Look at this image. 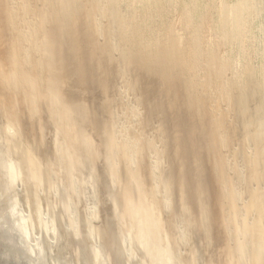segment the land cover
Wrapping results in <instances>:
<instances>
[{"label": "rangeland", "instance_id": "1", "mask_svg": "<svg viewBox=\"0 0 264 264\" xmlns=\"http://www.w3.org/2000/svg\"><path fill=\"white\" fill-rule=\"evenodd\" d=\"M61 1L66 2V0ZM67 1L72 3L74 9H80L81 0ZM94 1L101 18L108 21L112 26L110 37L98 31V39L101 42L107 39L113 43L116 40L120 41L118 44L115 42L119 50L137 48L141 58L149 63L151 69L154 68L155 70L156 79L154 81H156L158 91L155 90V100L151 101V105L156 108L161 104V113H154V117L149 115V103L142 92L138 93L142 89L136 86L134 81H131L124 92V103L122 96L120 98L122 104L120 109L125 107L124 111H119L121 112L119 116L122 118H116L117 132L122 131L125 138H128L127 145L130 147L129 150H132V148L137 150V153H131L133 163L140 156L135 164V166L137 165L135 167L137 174H142L145 167H151L155 171L154 173L158 174L171 169L170 155L172 152L169 150V146L166 148L168 151L165 152L166 155L161 152V149L166 144L165 140L162 142V135L169 134V131L174 126L175 128L170 132L169 136L172 144L175 143L174 140L178 137L176 126L180 121L181 110L176 104V100L183 96L175 91H177L176 88L180 89L178 85L182 87L185 83L188 92L192 94L195 92L193 91V77L190 74V63L185 59L186 55H183L188 52V49L181 44L184 31L180 17L183 11L191 12L193 7L204 11V13H193L192 21L195 25L204 18V15L207 18L209 17L210 26L204 30L207 36L203 35L205 46L203 44L202 61L205 66H209H206L207 68L213 69L212 66H214L215 69L223 70V72L220 70L223 80L221 90L230 116L234 118L236 117L234 113L242 112L245 109L248 98L253 94L264 97V0ZM18 3L22 6L19 0ZM48 3V0H35L34 8L29 10L30 15L33 11L37 12L38 18L33 22L38 26L44 25L45 29L49 27L47 33L44 31V39H49L53 28L52 23L49 21L51 10ZM156 6L166 7V10H168L167 17H169H166V28L158 20L150 21L149 26L145 28L143 12L147 8H149L147 10L151 11L152 9L153 11V8H157ZM245 15L248 19V30L243 41L237 42L232 37L237 35V33L233 32L234 26ZM84 17L85 15L81 13L74 19L75 36L82 34L84 31L81 24H78V21H83ZM37 25L36 27L38 28ZM7 27L8 24L0 20L1 106L8 107L14 102V93L6 90L2 82L4 78L6 81V79L9 78L8 80H10L11 76H13V70H15L13 61H15L18 64L17 69L19 67L24 68V73L31 75L37 80L39 93L44 90L59 105L65 107L73 115L79 128L87 129L86 124L91 120L89 113L94 108L96 114H100V119L104 117V110H102L96 100L98 92L91 90L90 87H86L83 91L82 84H80L83 72H81L79 63L89 60L87 55H83L86 47L80 46L75 41L76 48L81 51L80 61L57 67L43 60L49 56L44 49L46 44L41 45L43 49L42 57L33 56L28 52L25 32L26 29L29 31V26L22 25L23 38L13 32H11L13 35L10 32L7 33ZM66 34L69 35L68 33ZM102 35L104 36L102 37ZM91 40L95 39L92 38ZM216 41L221 46L219 53L218 51H213L217 45ZM215 56L216 58H214ZM95 76H97V73H95ZM182 89L183 93L186 94L183 87ZM118 90L114 88V94L117 95ZM27 101L34 102L31 106L26 104L28 111H37L36 113H39L40 107L36 101L33 99H28ZM77 116L79 120L76 119ZM211 119L209 117V120L204 122L209 123ZM191 124L195 125L194 122ZM201 125L204 126L206 124L203 123ZM6 126L11 129V132L6 128L0 132V142L5 140L4 145L0 143V264H193V262H197V259L198 261L200 260L199 264H220L216 260L217 254L219 255V260L222 261L223 246L216 245L217 242L211 240L214 237L211 236L208 229L202 231V227L199 228L200 217L196 211L197 209L192 205L193 202H188L187 196L186 198H182V196L176 198V195L164 193L154 184L155 182L151 183L150 186L147 180H144L143 186L148 191L151 188L154 197L157 195L160 206L166 208L168 211V215H165L167 222L170 223L173 220L172 222L175 223L167 226L171 230V237L168 239L170 244L167 242V245L161 246L159 243L151 241L153 237L150 232L142 240L137 235L135 228L127 220V217V222L122 217L121 212L124 211L122 213H126V209L125 201L118 192L120 187L119 179L115 180L119 184L115 183L116 185H113L112 195L108 196L101 183L97 182L98 179L95 175L92 174L93 178L89 173L90 178L87 176L86 181L79 175H74V170L71 168L72 157L69 158L70 150L66 148L68 141L63 135L65 133L62 130L49 129L48 125L37 128L32 127L28 134L42 133L44 141L58 153V161L46 163L48 169L51 167L49 171L55 179V185L52 186L55 191L48 187L46 189L40 187V190L36 192L33 189L30 191L31 188L27 187L30 186L28 180L25 179L26 176L23 177L26 172L21 165L20 156L17 155L16 157L18 153L11 148L12 145L9 143L16 137V130L11 128L12 126ZM61 131L63 132L62 134H60ZM9 136L11 137L9 138ZM148 138H151L150 140L154 146L147 148L145 140ZM119 147L121 148L120 145ZM189 173H191V170H189ZM84 175L86 176L87 173ZM24 180L27 181L25 182ZM156 181L158 182V179ZM84 183L88 184L84 185ZM116 187L117 189H115ZM45 194H48L47 196L51 200ZM34 197L38 199L36 200ZM49 201H51V204ZM33 202L40 204L37 203L35 205L36 203L34 204ZM155 202L158 204L156 200ZM140 209V206H138L137 211H140ZM142 220L145 221L144 216ZM198 230L202 231L203 238ZM87 231L90 234L89 236L85 233ZM160 232L162 233L161 230ZM103 235H105V239ZM142 241H145V243ZM164 244L166 243L164 242ZM229 244L234 247L236 243L232 240L229 241ZM260 244L258 243V245ZM67 247H71L73 251ZM163 249L165 252L168 249L167 254ZM148 251L150 254L152 253L151 256L147 253ZM111 252L113 253L111 254ZM162 257L165 261L162 260ZM147 261H150V263H147Z\"/></svg>", "mask_w": 264, "mask_h": 264}, {"label": "bare ground", "instance_id": "2", "mask_svg": "<svg viewBox=\"0 0 264 264\" xmlns=\"http://www.w3.org/2000/svg\"><path fill=\"white\" fill-rule=\"evenodd\" d=\"M19 1L22 6L19 5L18 0H0V20L8 24L7 33L10 32L13 35L11 33L13 32L23 38L21 27L22 25L29 26V31L26 29L25 32L28 52L33 56L42 57L43 49L41 45L46 44L44 49L49 56L43 60L57 67L80 61L81 51L76 48L75 41L80 46L86 47L83 55H87L89 60L79 63L81 72H83L80 84H82L83 91L86 87H90L91 90L98 92L99 99L96 98V100L105 113L104 117L100 119V114L97 115L94 108L89 113L92 122L90 120L86 124L87 129L79 128L73 115L44 90L39 93L37 80L24 73V68L19 67L17 69L18 64L11 60L15 63L14 74L12 73L13 76L10 80L8 78L5 81L4 78L2 84L6 90L14 93V102L8 107L0 105V132L5 128L11 132V129L7 128L6 125L12 126L11 128L16 130V137L13 136L14 139L9 143L12 145L11 148L18 153H14L16 157L17 155L20 156L21 165L26 172L23 177L26 176L25 179L28 180L30 185L27 187L31 188L30 191L33 189L36 192L40 190V187L42 189L52 188L55 191V188L52 187L55 185V179L49 171L50 165L48 169L46 163L58 161V153L44 141L42 133L35 131L36 134H28L32 127L37 128L48 125L49 129H58L65 133L63 135L68 141L66 148L70 150L69 158L72 157L71 168L74 170V175H79L85 181L88 177L90 178V175L93 178V175H95L98 179L97 182L101 183L108 196L114 188L113 185L120 183L118 192L125 201L126 209V213H124L126 215L122 211L123 216H121L125 220L127 217V220L142 240L150 232L153 237V240L150 237L151 241H155L161 246L167 245V242L169 243L168 239L171 237V230L167 226L175 223L172 222L173 220L170 223L167 222L165 215H168V211L160 206L159 199L157 195L154 197L151 188L148 191L143 186L144 180H147L150 186L151 183L155 182L154 184L164 193L176 195V198L178 196L186 198L187 196L188 202H193L192 205L195 206L200 217L199 228L202 227V231L208 229L211 236L214 237L211 240L216 241V245L223 246V264H264V97L253 94L248 98L242 112L234 113L236 115L234 118L230 116L221 90L223 86L221 69H215L214 66H212L213 69L207 68L208 65L205 66L202 61L204 51L203 35H206L204 30L210 26L209 17L207 18L204 15V18L199 20L197 25L193 24L192 21L193 13H204V11L193 7L191 12L183 11L180 17L184 31L181 44L188 49V54L185 52L186 54L183 55H186L185 59L190 63V74L193 77V91L195 92L193 94L188 92L185 83L182 87L186 94L183 93L180 85H178L180 89L176 88L177 91H175L183 96L176 100V104L181 110L180 121L176 126L178 137L174 140L175 143L172 144L169 136L175 128L174 126L169 134L162 135V142L165 140L166 144L161 149V152L165 154V152H168L166 148L169 146V150L172 152H169L171 153V169L158 174L154 173L155 171L151 167H145L142 174H137L135 169L137 165L135 166V164L140 156L133 163L131 153H137V150L133 148L129 150L128 138H125L122 131L117 132L116 118H122L119 116L121 114L119 111H124L125 107L120 109V106H122L120 98L122 96L124 103V92L131 81H134L136 86L142 89L138 93L142 92L143 96L146 97L149 103V115L154 117V113H161V104L156 108L151 105V101L155 100V90L158 91V86L154 81L156 79L154 68L151 69L149 63L141 58L137 48L119 50L115 42L118 44L120 41L113 40V43L107 39L101 42L98 39V31L110 37L112 26L108 21L101 18L94 0H81L79 10L74 9L72 3L67 0L66 2L48 0L51 10L49 21L53 25L49 39H44V31L47 33L49 27L45 29L44 25L38 26L33 22L38 18L37 12L33 11L31 15L29 14V10L34 8L35 0ZM156 7L153 8V11L152 9L151 11L147 10L149 8L146 7V11L143 12L145 28L149 26L152 20H158L166 28L165 22L168 10H166V7ZM81 13L85 17L83 21H78V24H81L84 31L82 34L75 36V24L73 22L75 17ZM247 21L245 15L234 26L233 32L237 35L232 37L237 42L243 41L245 38L248 30ZM92 38L95 40H91ZM216 44L213 51L219 53L221 46L217 41ZM14 53L16 52L14 51ZM210 59L212 58L210 57ZM187 70L189 71V69ZM221 71L223 72V70ZM95 73H97V76H95ZM223 78L225 77L223 76ZM114 88L119 89L117 95L114 94ZM28 99L36 101L40 107L39 113L28 111L26 104L31 106L34 103L33 101L28 102ZM209 117L212 118L211 121L209 123L204 122L208 121ZM76 119L79 120L78 116ZM192 122L195 125H192ZM203 123L206 125L200 126ZM62 131L60 134L63 133ZM150 139L145 140L147 148L154 146ZM0 143L4 145L5 140ZM189 170H191V173H189ZM89 173L90 175H88ZM117 179H119V183L115 181ZM156 179H158V182ZM47 195L45 194V196ZM138 206L141 208L140 211H137ZM143 216L145 221L142 220ZM202 231H199L201 235ZM85 233L88 236L90 235L88 231ZM103 236L105 239V235ZM102 240L100 241L102 242ZM232 240L236 243L234 247L229 244V241ZM145 241L142 242L145 243ZM258 243L261 244L258 245ZM68 249H71V247ZM147 253L149 256L152 254L149 251ZM153 254L155 255V253ZM214 254L216 253L214 252ZM163 257L162 260L165 261ZM216 260L222 264L218 254ZM199 261L197 259V262L195 261L193 264H199ZM148 262L150 263V261Z\"/></svg>", "mask_w": 264, "mask_h": 264}]
</instances>
